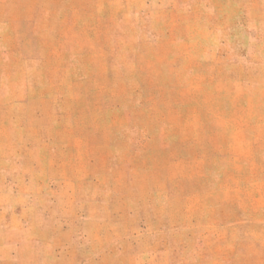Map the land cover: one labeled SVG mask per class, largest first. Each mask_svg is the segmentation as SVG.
Here are the masks:
<instances>
[{
    "label": "rangeland",
    "instance_id": "374dc122",
    "mask_svg": "<svg viewBox=\"0 0 264 264\" xmlns=\"http://www.w3.org/2000/svg\"><path fill=\"white\" fill-rule=\"evenodd\" d=\"M0 264H264V0H0Z\"/></svg>",
    "mask_w": 264,
    "mask_h": 264
}]
</instances>
